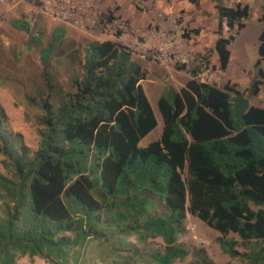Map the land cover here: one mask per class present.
I'll use <instances>...</instances> for the list:
<instances>
[{"label":"trees","instance_id":"obj_1","mask_svg":"<svg viewBox=\"0 0 264 264\" xmlns=\"http://www.w3.org/2000/svg\"><path fill=\"white\" fill-rule=\"evenodd\" d=\"M178 1L201 6V0ZM214 1L217 40L201 66L210 69L217 55L218 70L226 72L236 36L225 28L239 34L251 8ZM25 24L12 21L19 29ZM65 35L57 28L42 50L49 93H39L37 150L10 130L0 101V264H19L26 256L82 264L90 241L141 259L138 245L127 239L132 236L141 245L162 240L148 252L149 264H175L190 255L178 242L189 214L219 232L226 254L264 264V108L252 103L264 87V30L247 89L195 77L180 91L170 88L157 102L162 136L145 147L141 142L159 126L142 85L147 69L120 35L90 40L82 58L69 56L70 90H59L49 67L52 49L64 44ZM201 66L191 73L197 76ZM192 264L217 263L201 249Z\"/></svg>","mask_w":264,"mask_h":264},{"label":"rangeland","instance_id":"obj_2","mask_svg":"<svg viewBox=\"0 0 264 264\" xmlns=\"http://www.w3.org/2000/svg\"><path fill=\"white\" fill-rule=\"evenodd\" d=\"M176 7H169L168 2ZM227 2V0H225ZM178 0H0V101L9 116V128L20 132L27 145L37 150L40 142L39 117L42 109L40 91L48 96L45 83V65L42 59L43 48L53 42L57 28L66 31L64 44L53 48L50 61V73L59 90H70V80L73 68L70 55L75 61L83 57L87 41L120 40L134 51V58L148 71V77L142 82L143 88L157 115L159 126L142 142L141 147L161 138L163 121L158 111L157 102L170 88L180 91L190 77L200 80L207 74L211 80L208 83L225 85L233 80L240 89L250 86L251 78L255 76L254 68L259 59V49L256 39L244 44L241 37L235 45V52L245 48V59L242 65H232L229 75L216 69L212 60L210 69L201 66L202 55L207 49H201V43L211 44V39H200L205 24L212 27L211 12L214 0L204 1V6L197 11H187ZM202 2V0H201ZM256 10V9H255ZM203 11V14L201 12ZM197 12V13H196ZM213 12V11H212ZM209 14L210 16H206ZM203 15V16H201ZM218 19V17H217ZM215 19L216 24L218 20ZM13 20L25 22L27 29H19L12 25ZM182 21V23H181ZM199 25V26H197ZM218 30V27H217ZM199 31V32H197ZM228 36L240 33L228 31ZM184 34L188 35L185 38ZM216 34V32H215ZM213 39V37H212ZM186 64V70H180V65ZM237 63H239V56ZM244 64V65H243ZM202 67L200 73L194 76L191 71ZM245 67L248 71H244ZM264 68V64H263ZM251 69V73L249 71ZM202 82V81H201ZM38 104H34L32 101ZM34 99V100H33ZM256 106L264 108V87L261 94L252 100ZM1 159V157H0ZM185 231L179 236V244L190 252L184 260L175 264H192L194 253L204 249L217 264H246L241 258H233L226 254L218 243L219 232L206 225L198 218L188 215ZM230 238L241 239L234 234ZM138 245L144 256L130 259L127 251L112 250L110 243L90 241L82 264H122L123 260L130 264H149L148 252L161 246L162 240H150L141 245L135 236L127 238ZM239 250L245 251L240 245ZM19 264H48L44 259L26 256Z\"/></svg>","mask_w":264,"mask_h":264},{"label":"crops","instance_id":"obj_3","mask_svg":"<svg viewBox=\"0 0 264 264\" xmlns=\"http://www.w3.org/2000/svg\"><path fill=\"white\" fill-rule=\"evenodd\" d=\"M204 1H207V0H202L201 6H204ZM224 2L229 7H233L236 3L242 2L245 4H249L250 8H251V16H250L249 20L246 22V28L240 32V35H239V37H237L236 42L231 46V52H232L231 64L229 65V68L226 72H222L223 74L229 75V70H230L231 66L232 65H242L241 62L245 59V56H244L245 55V48L242 47L241 48L242 50H240L238 53L234 51L235 45L237 42H239L241 37H244V39H243L244 44L243 45H245V43H247L249 41H253L256 39V45L259 46L258 38H259L260 34L262 33V31L264 30V21L260 20V18L264 15V10H263L264 0H227V2L224 0ZM179 3L182 6H187V11H189V12L194 11V10L197 11V7H195L194 5H192L188 2H179ZM168 5H169V7H171V9L173 7H176V4L173 2H170V1L168 2ZM214 9H215V5H213V10H212L213 12L210 11L211 12V18L213 17L211 21L214 20L212 27L208 24H205V27L201 25L203 30H202L200 35L196 36L197 38H200L203 40L207 39V38L211 39V44H209L207 42L201 43V45H200L201 49L213 48L215 46V43L217 40V34H215V32L217 31L218 24H216L215 19H217L218 13ZM201 14H203V11L201 12ZM201 16H203V15H201ZM206 16H210V15L206 14ZM197 26H199V25H197ZM212 37H213V39H212ZM238 56H239V63H237ZM213 63L219 67V57L217 55L213 56ZM243 70L248 71L245 67H243ZM249 71L251 73L252 70L249 69ZM193 78L190 77V80ZM231 81H233V80L231 79ZM223 86H225V85H223ZM221 87H222V85H221Z\"/></svg>","mask_w":264,"mask_h":264},{"label":"built area","instance_id":"obj_4","mask_svg":"<svg viewBox=\"0 0 264 264\" xmlns=\"http://www.w3.org/2000/svg\"><path fill=\"white\" fill-rule=\"evenodd\" d=\"M208 72H209V71H208ZM208 72H207V74L201 75V76L199 77L200 80H201L202 82H204V83H208V82L211 80L210 76L208 75Z\"/></svg>","mask_w":264,"mask_h":264}]
</instances>
